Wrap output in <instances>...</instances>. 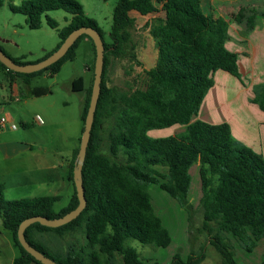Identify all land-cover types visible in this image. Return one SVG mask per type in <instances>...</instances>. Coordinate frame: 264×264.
<instances>
[{
  "label": "trees",
  "instance_id": "16d2710c",
  "mask_svg": "<svg viewBox=\"0 0 264 264\" xmlns=\"http://www.w3.org/2000/svg\"><path fill=\"white\" fill-rule=\"evenodd\" d=\"M11 9L24 14L33 29L41 27L42 16L50 10L63 9L72 15L68 24L58 31L59 44L44 58L56 50L71 31L82 26L95 28L105 46L101 92L82 169L87 205L77 218L64 225L31 224L25 230L29 243L59 264H161L158 260H145L136 248L125 243L128 238H134L155 248H166L171 244V234L151 203L149 186L159 184L188 216L191 253L187 259L176 253L171 264H200L203 261L205 245L198 254L193 252L198 234L202 232H206L208 242L220 253L222 264H238L231 236L241 242L245 250L253 251L264 238V158L237 142L227 122L192 121L206 92L215 82L217 70L238 76L237 54L224 45L228 21L222 16L203 13L201 0H117L107 40L97 21L86 14L78 0H24L20 5H12ZM133 11L146 19L145 25L157 44L158 57L154 67L144 69L145 87L133 84L120 89L110 85L108 71L116 59L139 63L134 53L133 30L137 20L131 14ZM245 11L246 8L241 7L231 14V18L239 21ZM151 18L158 24L150 27ZM253 19L249 18L251 26ZM48 23L58 27L51 17H48ZM84 37L91 40L96 54L93 40L83 34L60 60L45 69L32 73L15 72L1 61L0 67L11 77L22 75L27 78L47 69L56 73L65 61L76 56V49ZM92 86L93 83L88 88L83 107L82 131ZM34 93L41 95L44 90L35 89ZM253 101L264 111V88ZM109 117L113 120L103 138L100 132ZM174 125H185L186 129L164 137L148 134L150 130ZM78 151L79 147L74 151L66 175L74 185V192L69 203L58 212L54 210V204L59 196L10 200L0 186L3 227L12 233L20 250L13 264H42L18 240V227L25 218L35 215L57 218L78 205L73 178ZM195 163H199L202 187L197 206L188 199L190 168ZM198 210L202 211V224L195 228L193 235V216ZM36 231L69 234L72 239L69 251L53 257L47 246L34 238Z\"/></svg>",
  "mask_w": 264,
  "mask_h": 264
},
{
  "label": "rangeland",
  "instance_id": "374dc122",
  "mask_svg": "<svg viewBox=\"0 0 264 264\" xmlns=\"http://www.w3.org/2000/svg\"><path fill=\"white\" fill-rule=\"evenodd\" d=\"M23 1L0 0V46L11 57L33 63L42 60L48 52L56 48L60 42L58 31L68 24L72 15L63 9L50 10L42 16L41 27L33 29L29 27L24 14L11 9L12 5H20ZM78 1L83 5L86 14L97 21L109 40L113 10L117 0ZM201 1L203 13L220 16L219 13L222 12L219 10L209 9L211 0ZM216 1L222 2V0ZM225 13L228 14L227 11ZM131 14L137 20L133 30V43L134 53L139 63L131 59L113 61L108 71L109 83L120 89L129 88L133 84L141 88L145 87L144 69L154 67L158 57L157 44L150 34V28L145 25L146 19L135 11ZM48 17L57 22V28L49 25ZM156 24H158L157 20L151 18L150 27ZM95 56L91 40L84 37L76 49V56L65 61L58 72L52 73L50 69H47L27 78L18 76L21 81L27 79L21 83L18 99L13 95L10 74L0 69V101L2 102L0 117L13 118L19 130L34 145V150L28 153V157L26 154L22 162H39L40 159L42 162H48V165L52 162L61 163L74 148L75 151L80 146L83 133L82 113L88 88L94 80ZM39 88L43 89L44 93L36 95L34 90ZM37 115L43 124L39 125L35 121ZM112 120L113 117L105 119L104 129L100 132L101 137L107 136V126ZM23 122L26 126H23ZM185 129L181 125H174L150 130L148 134L151 137H164L183 132ZM60 170V168L49 169L48 175L55 176ZM24 187L27 186L24 185ZM15 189L13 185L8 191L7 197L11 200L21 198ZM73 191L72 182L69 183V180H61L57 177L48 181L47 187L37 193L41 196L58 194L59 200L54 204V210L58 212L69 203ZM193 217V235H195V228L202 224V211L198 210ZM172 231L175 243L166 248H155L134 238H128L125 243L136 248L143 258L154 257L151 259H157L161 264H171L176 253H179L183 259H187L192 250L190 243L184 241L182 232L176 233L174 229ZM33 234L35 239L47 246L53 257L58 254L65 255L70 249L72 239L69 234L38 231ZM229 238L238 264H261L264 261V238L258 241L251 252L245 250L244 245L232 236ZM14 244L12 233L3 227L0 219V264H12V258L19 255L20 250ZM202 245H205V258L200 264H222L220 253L208 242L206 232L198 234V241L193 246V252L198 254ZM115 261L118 262L117 259Z\"/></svg>",
  "mask_w": 264,
  "mask_h": 264
},
{
  "label": "crops",
  "instance_id": "0c3cea01",
  "mask_svg": "<svg viewBox=\"0 0 264 264\" xmlns=\"http://www.w3.org/2000/svg\"><path fill=\"white\" fill-rule=\"evenodd\" d=\"M241 7L246 8L244 17L239 21L231 18V14ZM209 9L219 10L222 12L219 13L220 16L228 21L224 45L227 50L237 54L238 76L225 70H217L214 74L215 82L206 92L201 107L192 121L203 120L211 124L227 122L231 128V135L237 142L251 148L264 158V111L253 101L256 94L264 88V0H222V2L211 0ZM252 17L254 19L251 26L249 18ZM0 69L7 73L2 67ZM22 82L24 81L18 76L11 77L13 95L17 96V99ZM0 106H2L1 101ZM2 117L4 116L0 119ZM13 123L15 124L14 119L10 117L5 127L0 125V186H3L7 199H9L8 191L13 185L21 198L41 196L37 192L44 190L48 181L57 177L61 180L67 179L66 175L70 170L75 148L61 163L52 162L48 165V162H42L40 159L39 162H22L25 155L27 154L28 157V153L34 150V145L19 130L17 124L15 128L12 126ZM22 124L26 126L24 122ZM181 127L186 128L185 125ZM58 168L61 169L58 174L48 175L49 169ZM190 175L188 199L196 206L202 196L199 163L191 166ZM12 177L13 181H11ZM149 192L156 214L161 217L164 226L171 234V244L175 243L173 229L176 233L182 232L184 241L189 242L187 212L159 184H151ZM14 246L17 247L16 244ZM16 257L12 258V264ZM151 258L154 257H144L145 260H157Z\"/></svg>",
  "mask_w": 264,
  "mask_h": 264
},
{
  "label": "water",
  "instance_id": "95a60500",
  "mask_svg": "<svg viewBox=\"0 0 264 264\" xmlns=\"http://www.w3.org/2000/svg\"><path fill=\"white\" fill-rule=\"evenodd\" d=\"M83 34L88 35L93 40L95 45L96 56H95V65H94V80H93L90 103H89L87 115L85 117L84 129L73 170V178H74L77 197L79 201L78 205L72 210L65 213L64 215L57 218H48L43 215H35V216L27 217L20 223L17 231L18 240L22 245V247L42 264H59V263L29 243V241L25 236L26 228L35 222H39L40 224L49 227H58L64 225L72 221L73 219L77 218L87 205L85 189L83 184L82 169L87 154V149L91 137V131L95 119V112L101 92L105 46L101 34L95 28L89 26H82L74 29L69 33V35L65 38L62 44L56 50H54L49 56H47L46 58L40 61L33 63L15 62L7 53L4 52V50L0 46V61L8 69H11L15 72L32 73L45 69L46 67L60 60L67 53L69 48L75 43L78 37Z\"/></svg>",
  "mask_w": 264,
  "mask_h": 264
},
{
  "label": "built area",
  "instance_id": "2783aa9c",
  "mask_svg": "<svg viewBox=\"0 0 264 264\" xmlns=\"http://www.w3.org/2000/svg\"><path fill=\"white\" fill-rule=\"evenodd\" d=\"M35 121H36L39 125H40V124H43L41 118H40L38 115L35 117ZM0 125H1L2 127H5V126L7 125V119H6L5 117H2V118L0 119ZM12 126L15 128V127H16V124L13 123Z\"/></svg>",
  "mask_w": 264,
  "mask_h": 264
}]
</instances>
